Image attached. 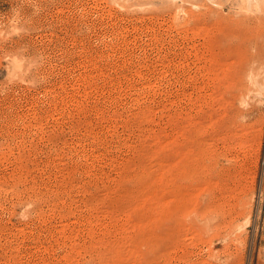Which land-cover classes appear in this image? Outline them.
<instances>
[{
    "label": "rangeland",
    "instance_id": "rangeland-1",
    "mask_svg": "<svg viewBox=\"0 0 264 264\" xmlns=\"http://www.w3.org/2000/svg\"><path fill=\"white\" fill-rule=\"evenodd\" d=\"M0 264H264V0H0Z\"/></svg>",
    "mask_w": 264,
    "mask_h": 264
}]
</instances>
